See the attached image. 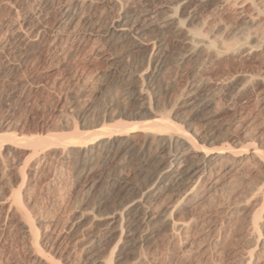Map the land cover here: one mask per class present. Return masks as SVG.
I'll list each match as a JSON object with an SVG mask.
<instances>
[{
	"label": "rangeland",
	"instance_id": "374dc122",
	"mask_svg": "<svg viewBox=\"0 0 264 264\" xmlns=\"http://www.w3.org/2000/svg\"><path fill=\"white\" fill-rule=\"evenodd\" d=\"M77 1L0 0V135L9 133L29 136L50 133L69 136L73 134L72 128L65 126L58 112L59 108H69L70 114L65 119L69 124L75 120L77 109L83 110V113L86 112L84 116L94 120L106 110L103 104L101 106L96 101L94 105V99L109 89L114 95H118L119 105L126 106L129 110L134 107L120 93L116 75L106 73L107 66L103 55L107 51L98 40L96 42L95 37L88 38L87 35L91 29L96 31L100 14L107 12L108 7H103L101 0H84L83 5H77ZM255 2L264 11V0ZM179 3L182 5L178 7ZM179 3L177 0H124L129 12L137 19L139 27L147 30L145 38L150 37L155 41L162 39L163 69L154 84L159 108L175 106L181 88L192 73L200 68L198 78L201 77L200 79L207 82L199 92V97L205 102L198 103L196 109L192 110L176 106L174 114L178 113V119L191 122L200 131L218 128L220 136L224 131L223 136L229 131V134L235 136L237 144L254 142L258 146H264V78L259 77L264 66L262 49H254L255 51L240 56L222 57L211 62L196 55L189 58L188 45L182 39L180 31L165 24L170 14L167 6L175 5L178 7V15H186V24L205 23V29L220 25L236 27L241 25L243 17L249 13L248 4L244 7L245 13L240 14L234 8L227 10V7L220 6L217 0H181ZM66 7L72 15L74 26L69 34L65 33L66 26L62 25L68 19ZM260 23L259 33L264 35V19ZM55 30L59 32L57 37H54ZM123 46L120 50L125 60H133L140 55L131 51L126 43ZM244 74L252 76L253 79L245 84L241 80ZM122 119L127 123L140 122V119ZM81 131L86 132L89 129ZM21 148L23 147L12 149L11 145H5L0 152V264H30L32 258L18 235L17 226L21 213L16 196H19L23 203L21 207L32 219L42 221L40 231L55 224L64 234L66 227L75 223L79 231L81 230V235H88L94 228L92 215L105 214L112 206L113 199L105 187L86 188L87 185L99 174L102 178L116 174L115 176L134 179L138 166V162L130 155V158L128 155L123 156L121 161L102 160L93 176L83 178L77 176L71 163L55 157V161L54 158L50 160L51 165L41 166L33 172V177L22 181L17 173L19 166L28 159V151ZM253 166L241 172L239 181L225 180L218 193L208 195L198 204H181L176 219L189 218L194 224L177 236L179 240L175 238L176 245L173 243V247L166 248L168 245L160 241L152 243L153 262L231 264L232 257L243 255L248 250L245 223L252 216L258 200L250 196L249 184L251 181L256 182L254 179L258 171L264 169L263 164ZM224 205L230 207L233 214L229 220L222 222L216 212ZM214 219L217 222L216 229L211 231V222ZM210 237L218 238L217 244H213ZM65 251L69 252L70 260L76 264L86 255L78 246L75 249L66 248ZM140 253H146L145 247ZM121 256L126 257L125 254ZM259 264H264V256Z\"/></svg>",
	"mask_w": 264,
	"mask_h": 264
},
{
	"label": "bare ground",
	"instance_id": "6f19581e",
	"mask_svg": "<svg viewBox=\"0 0 264 264\" xmlns=\"http://www.w3.org/2000/svg\"><path fill=\"white\" fill-rule=\"evenodd\" d=\"M101 1L103 7H108V11L106 8L107 12L100 14L96 31L91 29L87 35L88 38L95 37L96 42L98 40L107 51L103 55L105 66H107L106 73L116 75V83L121 88L120 93L122 92L123 97L130 104L133 103L134 107L129 110L126 106L119 105L118 95H114L109 89L94 99V105L98 102L101 106L104 105V109L106 107V110L96 117L97 119L95 118L96 120L89 119L88 116H84L86 112L83 113V110L77 109L75 120L69 124L70 122L65 120L70 114L69 108H63V106L59 108L61 119L64 120L65 126L72 128L73 134L60 136L47 133L46 135L17 136L4 133L0 135V152L5 145H11L12 149L21 146L23 147L21 149L28 151V159L19 166L17 173L22 181L33 177V172L49 164L52 158L54 161L57 158L66 160L68 164L71 163L77 176L86 178L93 176L102 160L109 162L118 159L119 161L126 155L128 157L130 155L135 159L134 161L138 162V166L135 165L137 166L136 172L134 171L135 178L119 177L115 176L116 174L102 178L99 174L87 185L86 188L103 189L105 187L112 195V197L107 196L113 199L112 206L110 204L111 207L105 214L97 216L91 214L94 228L88 235H81V230L79 231L75 223L67 226L64 234L55 224L51 228L40 231L42 221L32 219L21 207L22 202L19 196H16L21 213L17 231L23 247L32 257L30 264H74L75 262L70 260L69 252L65 250L70 247L75 249L76 246L86 254L83 259L78 260L79 264H155L151 257L152 243L160 241L168 245L166 248L173 247L175 238H178L177 236H180L184 230L187 231L193 223L189 218L176 219L181 204H198L208 195L218 193L225 180L238 179L242 171L252 168L253 165H264L262 160L264 146H258L254 142L237 144L235 136L229 134V131L224 136L225 131L220 133L222 135L220 136L218 128L215 127V129L208 128L206 131H200L198 127L194 128L191 122L183 118V120L178 119V113L174 114L176 106L192 110L198 103L205 102L199 97V92L207 82L200 79L201 77L198 78L197 73L200 68L192 73L181 88L176 97L175 106L159 108L154 84L163 69L162 39L155 41L150 37L145 38L147 30L139 27L137 19L129 12L124 0ZM217 1L220 6L227 7V10L234 8L240 14L244 12V7L248 4L249 13L246 12L239 26L228 28L224 25H216L218 27L210 28L209 26L210 29H205V23L186 24L187 18H184L186 15L177 14L181 0H177L178 7L167 6L170 14L165 24L172 25L180 31L182 39L188 45L187 56L189 58L195 55L201 56L211 62L222 57L244 55L254 49H262V55H264V35L259 33L264 11L258 8L257 2L255 0ZM84 2V0H78L76 4L83 5ZM65 12L68 19L65 21L66 24L62 25L66 26L65 33L69 34L74 29L73 18L68 8ZM54 33H56L54 37L59 34L56 30ZM124 43L130 47L131 51L138 52L140 55L133 60H125L120 50ZM259 74V77L264 78V66ZM241 77L245 84L252 78L245 74ZM92 108L94 109V106ZM124 117L140 119V122L127 123L121 120ZM81 129H89V131L83 132ZM258 172L254 179L256 182L251 181L249 184L250 196L258 200L254 205L252 216L245 223L248 250L243 255L232 257L231 264H259L264 256V169ZM226 205L220 206L216 212L222 222L229 220L233 214L230 207ZM216 223L215 219L211 222V231H215ZM211 237V242L217 244L219 239L214 238L215 236ZM143 247H145V254L140 253ZM200 248L204 249L203 246ZM123 254L126 255L125 258L121 256Z\"/></svg>",
	"mask_w": 264,
	"mask_h": 264
}]
</instances>
